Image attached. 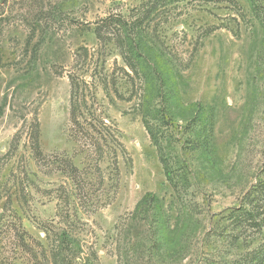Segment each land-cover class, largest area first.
<instances>
[{
	"label": "rangeland",
	"instance_id": "374dc122",
	"mask_svg": "<svg viewBox=\"0 0 264 264\" xmlns=\"http://www.w3.org/2000/svg\"><path fill=\"white\" fill-rule=\"evenodd\" d=\"M0 264H264V0H0Z\"/></svg>",
	"mask_w": 264,
	"mask_h": 264
},
{
	"label": "trees",
	"instance_id": "16d2710c",
	"mask_svg": "<svg viewBox=\"0 0 264 264\" xmlns=\"http://www.w3.org/2000/svg\"><path fill=\"white\" fill-rule=\"evenodd\" d=\"M109 20V18L104 19V23H106ZM96 35L100 34V29L96 27ZM152 198L154 199L155 196H153L152 194H147L146 196H144V198H142V200L140 201L139 205H149V203L152 202ZM58 237H56V239H54L51 243L52 245V251H53V260L54 259H59L57 260V262H60V258L59 255L60 253H62L63 251H71L74 250L76 247H78V241L75 240V238L69 234L67 231H62L60 234L57 235ZM55 252V255H54ZM75 259V257H71V258H67L66 260H68V262H72Z\"/></svg>",
	"mask_w": 264,
	"mask_h": 264
}]
</instances>
